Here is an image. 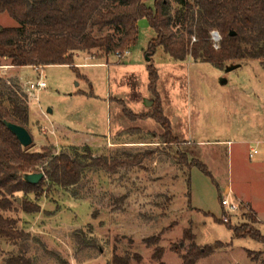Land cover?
<instances>
[{
  "label": "rangeland",
  "instance_id": "374dc122",
  "mask_svg": "<svg viewBox=\"0 0 264 264\" xmlns=\"http://www.w3.org/2000/svg\"><path fill=\"white\" fill-rule=\"evenodd\" d=\"M16 26L0 14V29ZM90 32L115 35L111 29ZM154 38L141 19L128 54L95 59L94 53H79L76 70L19 71L0 59V93L17 92L29 110L30 152L48 147L54 155L74 158L85 156L87 147L92 159L128 162L114 173L89 167L68 190L46 182L39 198L27 197L40 206L37 214H25L15 205L6 216L17 219L18 229L30 238L0 239V264L22 250L31 264H58L56 257L68 264H110L114 254L142 258L130 264H157L155 246L164 249L163 263L182 264L180 256L191 244L201 248L219 242L227 248L197 264H264V244L234 238L223 222L226 216L232 227L247 225L264 236V61L220 71L191 59L171 62L157 48L147 62ZM148 65L158 73L157 93L174 144L163 143L164 130L149 118L154 97L148 90ZM38 81L45 89L35 94L37 100L28 99L27 84ZM124 111L146 118L131 121ZM121 142L133 145L119 147ZM144 153L151 155L134 160ZM180 154L188 164L201 162L205 171L187 169ZM229 190L240 204L232 215L221 207ZM153 237L155 246L147 248L143 240Z\"/></svg>",
  "mask_w": 264,
  "mask_h": 264
},
{
  "label": "trees",
  "instance_id": "16d2710c",
  "mask_svg": "<svg viewBox=\"0 0 264 264\" xmlns=\"http://www.w3.org/2000/svg\"><path fill=\"white\" fill-rule=\"evenodd\" d=\"M149 2L0 0V14H7L17 23L16 27L0 29V59L9 60L12 68L69 66L76 70L73 67L74 58L79 53H94L95 59H103L129 51L138 39V22L146 19L155 33L148 53L154 54L160 48L171 62L183 63L191 59L194 63L209 64L223 71L241 62L264 61V0H153L151 6ZM172 2L175 4L174 11ZM106 29L113 30L115 35L95 37L90 32ZM213 31L221 37L218 49L214 48L211 39ZM147 70L148 90L154 97V112L149 118L164 130L161 137L163 143L174 144L177 141L171 137L157 93V70L152 65H148ZM16 93H0V239L8 241L30 238L18 229V220L6 214L14 212L15 205L20 206L25 214L39 213L40 206L27 197L33 195L35 199L39 198L46 182L68 190L80 183L83 172L89 167L114 173L117 168L128 165L127 161H108L106 157L92 159L91 150L87 147L85 156L74 158L64 153L54 155L48 147H43L41 152L23 148L4 125L8 122L29 132V110ZM124 113L131 121L146 118ZM150 155L144 153L134 160ZM179 156L181 164H185L187 169L195 166L205 171L201 162L192 160L188 164L185 155ZM39 173L44 178L37 185L28 183L24 178ZM224 225L232 231L234 238H250L264 244V236L257 229L247 225L241 229L229 223ZM187 236L184 233L183 238L191 240ZM153 240L154 237L143 240V243L152 248L155 246ZM180 248H184L183 241ZM224 248L227 245L220 242L201 248L191 244L180 256L182 264H197ZM175 252L180 254L178 249ZM163 253V248L155 246L152 259L157 264H165L162 262ZM133 258L138 262L142 260L138 255L120 257L114 254L110 264H130ZM56 259L58 264H68L59 257ZM5 264H31V261L22 250L19 255L8 258Z\"/></svg>",
  "mask_w": 264,
  "mask_h": 264
},
{
  "label": "built area",
  "instance_id": "2783aa9c",
  "mask_svg": "<svg viewBox=\"0 0 264 264\" xmlns=\"http://www.w3.org/2000/svg\"><path fill=\"white\" fill-rule=\"evenodd\" d=\"M211 39L214 43V48L215 49H218V46H219V42L221 40V37L220 35L218 34V32L216 31H213L211 33ZM125 55L128 54V51L124 52ZM118 58H122V54H117L116 55ZM46 85L44 82L42 81H38L36 83H31L29 82L26 86V89H25V93L27 94L28 96V99L31 98V99H34V100H37L38 97L35 95L37 92L45 89ZM256 152H254L255 154ZM249 157H252V155H250ZM239 203L234 199V197L232 196L231 194V191L229 190L227 192V194L222 197L221 199V207L223 208V211L227 214V215H232V214H235L239 211ZM223 222L224 223H229V218L228 217H223Z\"/></svg>",
  "mask_w": 264,
  "mask_h": 264
},
{
  "label": "water",
  "instance_id": "95a60500",
  "mask_svg": "<svg viewBox=\"0 0 264 264\" xmlns=\"http://www.w3.org/2000/svg\"><path fill=\"white\" fill-rule=\"evenodd\" d=\"M152 54L153 52H150L146 55L147 62H150L151 60L150 57L152 56ZM238 67L240 66L239 65L233 66L230 70H233ZM4 125L16 137V139L18 140V142L23 148H28L29 146L33 144V138L25 128L8 123V122H4ZM24 178L28 183L32 185H37L39 184V182L42 181L44 176L42 173H39V174L26 175Z\"/></svg>",
  "mask_w": 264,
  "mask_h": 264
},
{
  "label": "crops",
  "instance_id": "0c3cea01",
  "mask_svg": "<svg viewBox=\"0 0 264 264\" xmlns=\"http://www.w3.org/2000/svg\"><path fill=\"white\" fill-rule=\"evenodd\" d=\"M78 56V54L76 55ZM103 65V64H102ZM78 67H82L81 65H77ZM84 66V65H83ZM27 68H31V67H23V68H12V67H8V69H16V70H24V69H27ZM20 80V78H18ZM119 147H122V146H132L133 143H129V142H121V143H118L117 144ZM116 146V145H115ZM236 195V194H235ZM237 196V195H236ZM238 198L242 199L241 197L237 196ZM243 200V199H242ZM244 201V200H243ZM250 204V203H249ZM251 205V204H250ZM252 208V206H251ZM252 210L255 212L256 216H257V213L256 211L252 208ZM249 253V252H248Z\"/></svg>",
  "mask_w": 264,
  "mask_h": 264
}]
</instances>
